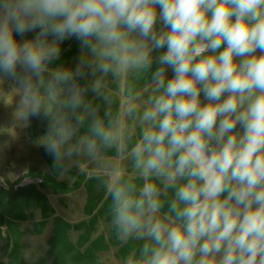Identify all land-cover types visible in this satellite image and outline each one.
<instances>
[{
  "label": "clouds",
  "instance_id": "clouds-1",
  "mask_svg": "<svg viewBox=\"0 0 264 264\" xmlns=\"http://www.w3.org/2000/svg\"><path fill=\"white\" fill-rule=\"evenodd\" d=\"M72 37L76 67L50 68ZM0 73L59 174L123 148L102 163L110 233L136 242L119 264H264V0H0Z\"/></svg>",
  "mask_w": 264,
  "mask_h": 264
},
{
  "label": "trees",
  "instance_id": "trees-1",
  "mask_svg": "<svg viewBox=\"0 0 264 264\" xmlns=\"http://www.w3.org/2000/svg\"><path fill=\"white\" fill-rule=\"evenodd\" d=\"M16 37L19 38L18 35ZM60 47V58L53 61L49 65L50 68L61 66L68 68L70 60L81 50L80 42L75 37L65 39ZM171 75L172 72L169 69L168 76L171 77ZM79 82L84 85L89 81L82 78ZM136 86L143 87V82ZM109 88L114 97L113 111H116L120 104L117 93L122 86L118 83H111ZM87 98L94 103H101L102 114V102L95 99L91 92L87 94ZM43 156L48 172L42 174L31 171L24 176L41 177L46 180L45 183L21 188L15 192L14 186L23 179V176L13 184L9 183L8 188H0V244L2 250L0 264H99L101 258L112 248L116 249V262L104 260L105 264H119L121 258L136 245V242L120 246L112 235L107 236L106 233L99 231L100 222H107L108 199L102 187L106 174L91 175L81 170L80 164L70 165L68 171L73 176H77L74 184L70 186L62 178L63 175L54 170L53 157L47 151H44ZM102 156L116 158L119 155L115 149H112ZM87 160V158H80L82 164H86ZM41 188L52 189L56 195H69L84 188L86 191L83 207L85 218L79 222H70L57 216L50 198ZM38 212L41 220L35 223V230L30 232L41 235L51 223V233L45 253L37 260L28 261L24 257L25 245L23 244L26 231L21 229V223L29 221Z\"/></svg>",
  "mask_w": 264,
  "mask_h": 264
},
{
  "label": "rangeland",
  "instance_id": "rangeland-1",
  "mask_svg": "<svg viewBox=\"0 0 264 264\" xmlns=\"http://www.w3.org/2000/svg\"><path fill=\"white\" fill-rule=\"evenodd\" d=\"M37 31L39 29L25 33L22 36L16 34L19 38L16 35L15 38L19 42L33 39ZM49 39L51 40L52 37H49ZM82 51L81 49L70 60L68 68L74 69L76 67ZM17 72L18 74H23V70L19 66ZM85 78L88 81L92 79L90 75ZM118 84L122 86V89L117 93L121 101L124 96L123 84ZM17 86L16 81L0 73V188H8L9 183H15L24 175L31 173V171L42 174L48 172L43 156L46 149L41 143V139L47 133L49 118L41 114L40 116L29 117L27 121H24L18 108L19 93ZM104 161H113L122 167L129 165V161L125 158L121 149V154L116 158L101 156L96 160L88 159L86 164L80 162L79 166L81 170L91 175H100L102 173L107 175L102 167ZM73 165H76L74 161L71 163V166ZM62 178L72 186L77 176H73L67 171L63 174ZM41 190L50 198L57 216H61L70 222H79L85 218L83 207L86 200V191L84 188L69 195H56L52 189L48 188H41ZM40 220L41 215L38 212L29 221L21 223V229L26 231L23 244L25 245L24 257L28 261L37 260L47 249V241L51 233V223L41 235L30 232L35 230L34 225ZM99 231L106 233L107 236L111 235L106 221L100 222ZM115 251L116 249L112 248L103 256V259L109 260V262H116ZM1 253L0 244V255Z\"/></svg>",
  "mask_w": 264,
  "mask_h": 264
},
{
  "label": "water",
  "instance_id": "water-1",
  "mask_svg": "<svg viewBox=\"0 0 264 264\" xmlns=\"http://www.w3.org/2000/svg\"><path fill=\"white\" fill-rule=\"evenodd\" d=\"M46 180L41 177L24 176L23 179L14 186L15 192L21 188L29 187L32 185H40L45 183Z\"/></svg>",
  "mask_w": 264,
  "mask_h": 264
}]
</instances>
